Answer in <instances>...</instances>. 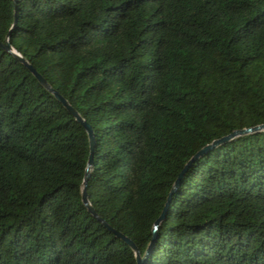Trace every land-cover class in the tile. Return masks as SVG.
I'll list each match as a JSON object with an SVG mask.
<instances>
[{
  "label": "trees",
  "instance_id": "obj_1",
  "mask_svg": "<svg viewBox=\"0 0 264 264\" xmlns=\"http://www.w3.org/2000/svg\"><path fill=\"white\" fill-rule=\"evenodd\" d=\"M0 264H264V0H0Z\"/></svg>",
  "mask_w": 264,
  "mask_h": 264
},
{
  "label": "water",
  "instance_id": "obj_2",
  "mask_svg": "<svg viewBox=\"0 0 264 264\" xmlns=\"http://www.w3.org/2000/svg\"><path fill=\"white\" fill-rule=\"evenodd\" d=\"M0 46L5 51H7L8 53L14 55L35 76V78L37 79V81L39 82V84L41 86H43L46 90L52 92L55 95V97L62 103V105L68 110V112L73 116V118L79 124H81V126L85 130V133L87 136V141H88L89 153H88V156H87V159L85 162V166H84V172H83V177H82L81 187H80V197H81L82 204L87 208V210L90 213H92L98 220L102 221L101 218H99L94 213L89 201L87 200L86 191H85V184H86V180L89 176V169H90V166L92 163L91 162L92 134H91L90 126L79 116V114L74 110L73 107H71L60 95L57 94V92L55 90H53V88L35 71L34 68L31 67V65L11 46V44L9 42L6 41L5 43H0ZM263 128H264V124H259V125L253 126V127L235 130L229 135H226V136H223L219 139L213 140L210 144H207L206 146L201 148L198 152H196L194 154V156L191 157L185 163L183 169L178 174L177 179H175V181L172 183L170 190L168 191L166 201L164 202L163 208L151 226L152 239L155 237V233H156V229L158 227V224L160 223V221L164 217V214H165V211H166V208L168 205L169 195L172 193L174 188L179 184V179H180L181 175L183 174L184 170L190 164V162H192L197 157H201L205 151L211 149L212 147L216 146L219 143L229 141L237 135L256 132V131L263 129ZM115 234L131 248V251L133 253V257L135 260V264H143V262L147 256L149 246H147V248L145 249V251L142 255H139L137 249L135 248V246L133 245V243L129 239H127L126 237H124L123 235H121L117 232H115Z\"/></svg>",
  "mask_w": 264,
  "mask_h": 264
}]
</instances>
